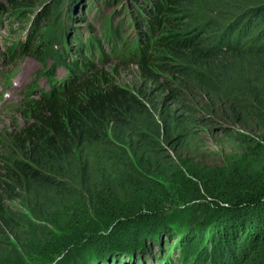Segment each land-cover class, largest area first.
<instances>
[{
	"label": "trees",
	"instance_id": "obj_1",
	"mask_svg": "<svg viewBox=\"0 0 264 264\" xmlns=\"http://www.w3.org/2000/svg\"><path fill=\"white\" fill-rule=\"evenodd\" d=\"M95 1L106 7L114 2ZM122 1H115L121 3L115 6L112 17L97 14L103 30L110 32V40L112 34L117 40L123 34L137 39L144 52V59L137 64L140 71L150 73V67L157 63L164 70H175L176 64L170 60L178 50L194 46L202 27L188 32L175 29L174 23L181 19L176 12L181 0ZM206 1L215 11L220 1L227 3L236 17L233 24L222 26L210 51L217 56L241 55V63L245 68L250 65L255 77L246 76L248 87L244 89L227 83L232 94L231 103L224 101L227 115L240 125L258 124L263 130L257 137L237 133L242 147L228 158L231 173L222 180L214 179L212 172L202 176L187 159L164 162L152 153L124 151L116 145L121 134H112L111 126L127 133L130 126L140 135L136 126L145 125L148 111L127 89L104 76L105 68H96L90 55L92 48L101 46L99 40L77 33L68 37L77 26L76 5L87 6L84 0H59L49 13L54 18H44L43 26L38 27L51 2L44 5L29 32L33 45L16 42L23 51L33 52L46 68L53 61L72 77L64 94L41 95L29 102L22 114L24 121L10 127L0 145V221L4 226H20L6 202L31 195L25 187L28 182L40 185L39 192L50 198L47 207L38 203L37 193L31 200L32 217L40 216L46 225L34 227L36 223H32L28 232L35 243L42 247L49 241L50 230L72 231L67 244L51 251L53 256H47L43 264H104L101 259L106 255L124 264L151 250L154 241L160 251L164 250L161 264H176L173 252L182 264H264V0ZM94 4H89L91 10ZM27 6L26 0H7V8L0 5V23L9 17L7 21L20 25ZM72 17L70 27L68 19ZM168 26L172 28L166 29ZM161 49L166 51L157 55ZM234 79H238L236 75ZM167 97L164 105L172 101V94ZM234 99L242 101L240 107L232 103ZM132 120L135 126H131ZM165 180H178L186 191L216 208V213L193 218L201 214L178 213L176 204L168 200L160 204ZM175 220H183L184 228L177 227ZM180 232L185 236L168 254L165 245L170 246ZM198 234L204 237L203 242L195 237ZM191 249L196 261H187ZM8 251L0 248V260L12 264L9 259L14 253ZM18 261L15 263L23 264Z\"/></svg>",
	"mask_w": 264,
	"mask_h": 264
},
{
	"label": "rangeland",
	"instance_id": "obj_2",
	"mask_svg": "<svg viewBox=\"0 0 264 264\" xmlns=\"http://www.w3.org/2000/svg\"><path fill=\"white\" fill-rule=\"evenodd\" d=\"M115 1L117 0H114L109 7L95 0H84V5H87L84 7L76 5L75 25H77V29L74 30L81 31L85 38L89 36L88 33L91 30L93 35L100 37L102 30L97 14L100 12L104 16L112 17L116 9L115 6L121 3ZM236 1L239 2V0ZM58 2L59 0H26L28 6L23 8L26 10L24 22L20 25L7 23L8 26H12L13 30L7 27L5 20L0 25V72L6 84H11L10 78L13 79L10 92L4 97V93L0 92V130H2L0 145H2V138L7 134L8 129L22 123V119L18 115L13 116L7 109L8 105H4L20 100L21 92L33 80L36 73L43 70V66L38 59L24 54L16 67L1 71L4 65L5 42L17 40L23 43L27 41L32 24L41 13L43 6L50 4L43 15L44 17L40 19L38 27L43 26L44 18H54L49 13L52 12ZM82 2L83 0H80V3ZM197 2L198 0H181L180 4L177 5L176 12L181 19L176 20L174 23L175 29L179 32H188L202 27V33L197 37L196 43L190 50L180 49L170 60L171 63L176 64L175 70H164L160 65L161 63H157L150 67V73H146L140 71L135 65L120 64L116 59L113 62L111 61L110 65L105 66L104 76L127 89L148 111L147 114L145 113L144 126L140 125L139 127L136 121H131L133 124L131 126L137 124L136 129L140 130V135L136 134L130 126L125 129L130 131V133H127V131L123 132L121 128L115 127L114 124L110 128V132L114 135L115 133L121 134V137H116V145L124 151H134L136 149L139 152L146 151L156 155L164 162L177 158L187 159L192 163L193 168L199 170L197 172L202 176H206L207 172H212V176H215L214 179L222 180L228 178L231 173L228 158L238 154L239 149L242 147V141L239 137L236 139L237 133H246L257 137L262 134L263 130L257 127L258 124L252 127L240 125L227 115V102L231 103L230 97L232 95L227 88V83L230 82L238 89H244V86L248 87L246 76L255 79L251 73V66L247 65L245 68V64L241 63L244 59L241 55L226 54L217 56L210 51L217 41V37L222 33V26L233 24L236 17L230 12V6L223 3V1H220V4L216 6L217 11L206 0L200 1L201 8L197 7ZM90 3H95L92 10ZM126 3L127 0L122 1V4ZM0 5L7 8V0H0ZM59 5L63 7L61 2ZM197 16H203L204 19L198 20L196 19ZM73 19L74 17L71 20L68 19L70 25L73 23ZM231 21L232 23H230ZM60 22L61 20H59ZM170 28L172 27L168 26L166 29ZM72 34H74L73 31L68 34V37L71 38ZM10 35L15 36V38ZM27 43L30 44V42ZM35 45H37V42H35ZM164 51L166 50L161 49L160 52H157V55ZM185 66H187V69H185ZM64 75V71L60 69L58 76L61 78ZM235 75L238 79H234ZM3 81H0V83ZM204 82L209 84L210 87L205 85ZM41 85L45 87V82L42 81ZM171 94L172 101L164 105L167 96ZM225 100L227 102L224 104ZM232 103L240 107L242 101L234 99ZM211 107L214 109L213 111H211ZM29 162L36 165L34 160ZM36 167L40 168L39 165H36ZM55 175L61 178V175L57 173ZM25 187L31 195H25L22 200L12 199V201L7 200L6 202L8 209L14 212L13 215L20 226L9 228L5 227L3 222L0 221V248L12 250L14 257L9 259L12 264L19 263L18 259L23 264H43L47 256H53L51 251H57L59 245L64 242L67 244V240L72 236V231L50 230V233L53 234L48 235L49 241L42 247L37 245L28 231H31L30 227L34 225L32 223H36L34 227L40 225L44 227L46 225L40 216L37 218L32 217L29 210L32 208L31 200L34 193H37L39 199L36 196L35 198L38 203L47 207L50 205V198L46 192H39L42 189L40 185L25 182ZM160 198V204L167 200L175 203V211L178 213L187 216L193 213L201 214L193 218L208 217L216 213V208L205 202L203 198H197L193 193L186 191L178 180H165ZM170 221L173 222L174 219ZM175 222H177V227L184 226L183 220H175ZM180 233L181 236L179 234L177 238H174L170 246L165 245L168 254L173 252H171V249L176 241L185 236L182 232ZM195 237L200 242L204 241L201 234ZM159 247L158 243L154 241L151 243V250H148L137 260H125L124 264H161L160 256L162 254L160 253L164 250L161 249L160 251ZM191 252H195V250L191 249L187 254L190 255ZM111 254L115 253L112 252ZM125 255L120 254L119 256ZM172 255L176 259V264H182V262L177 261V252H173ZM191 256L193 255L187 256V261H196ZM101 262H104V264H121L112 255H106L101 259ZM6 263L0 260V264Z\"/></svg>",
	"mask_w": 264,
	"mask_h": 264
},
{
	"label": "clouds",
	"instance_id": "obj_3",
	"mask_svg": "<svg viewBox=\"0 0 264 264\" xmlns=\"http://www.w3.org/2000/svg\"><path fill=\"white\" fill-rule=\"evenodd\" d=\"M10 36H12V37H14L15 38V36H13V35H10ZM17 40H15L14 42H16Z\"/></svg>",
	"mask_w": 264,
	"mask_h": 264
},
{
	"label": "bare ground",
	"instance_id": "obj_4",
	"mask_svg": "<svg viewBox=\"0 0 264 264\" xmlns=\"http://www.w3.org/2000/svg\"><path fill=\"white\" fill-rule=\"evenodd\" d=\"M10 26H8V28H9Z\"/></svg>",
	"mask_w": 264,
	"mask_h": 264
}]
</instances>
